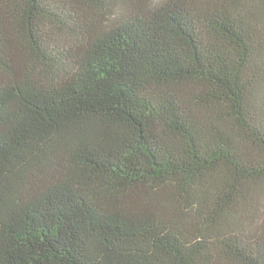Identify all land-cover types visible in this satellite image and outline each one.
Segmentation results:
<instances>
[{"label":"trees","instance_id":"obj_1","mask_svg":"<svg viewBox=\"0 0 264 264\" xmlns=\"http://www.w3.org/2000/svg\"><path fill=\"white\" fill-rule=\"evenodd\" d=\"M0 264H264V0H0Z\"/></svg>","mask_w":264,"mask_h":264}]
</instances>
